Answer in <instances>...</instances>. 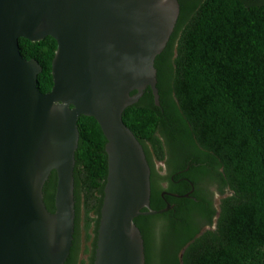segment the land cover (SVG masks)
Masks as SVG:
<instances>
[{
  "label": "water",
  "instance_id": "obj_1",
  "mask_svg": "<svg viewBox=\"0 0 264 264\" xmlns=\"http://www.w3.org/2000/svg\"><path fill=\"white\" fill-rule=\"evenodd\" d=\"M180 13V0H0V264H66L82 115L107 138L95 264H146L135 218L172 205L151 208V166L123 113L148 86L161 104L156 58ZM47 36L58 48L54 85L43 92V67L23 55L19 39ZM53 171L54 212L44 200Z\"/></svg>",
  "mask_w": 264,
  "mask_h": 264
},
{
  "label": "trees",
  "instance_id": "obj_2",
  "mask_svg": "<svg viewBox=\"0 0 264 264\" xmlns=\"http://www.w3.org/2000/svg\"><path fill=\"white\" fill-rule=\"evenodd\" d=\"M180 3L176 28L156 58L161 104L148 86L123 118L143 144L151 166L152 209L167 206L165 188L154 177L160 171L157 161L168 160L169 166L182 169L191 165L183 175L193 181L207 176L210 164L229 192L222 197L218 215L216 210L208 213L217 219L213 229L204 232L196 219L206 214L204 205L186 197L167 196L181 204L177 210L136 217L146 264H264V0ZM19 45L24 56L42 65L39 86L50 91L56 39L21 37ZM79 129L75 234L66 264H95L108 175L107 138L93 116L82 115ZM56 186L53 171L44 186L52 212ZM186 191L178 189L180 194ZM83 214L94 234L87 259L81 258Z\"/></svg>",
  "mask_w": 264,
  "mask_h": 264
},
{
  "label": "flooded vegetation",
  "instance_id": "obj_3",
  "mask_svg": "<svg viewBox=\"0 0 264 264\" xmlns=\"http://www.w3.org/2000/svg\"><path fill=\"white\" fill-rule=\"evenodd\" d=\"M182 157H184V155ZM159 163H160V167H158V164H156L157 167L160 169L159 174L154 175V177L155 179L157 178V181L165 188V190L162 193V196L164 200L167 201V205L168 204L172 205L171 209H175V210H177V207L181 205L178 201L168 200L167 196H172L174 198L186 197L203 204L206 210V214L205 215L197 214L198 217L196 216L197 221L202 222V226L206 227V229H201V232L207 231L209 229H213L214 227L213 225L215 224L216 221V215H218L220 211V202L222 200V197L225 195V193L227 195L229 190L228 188L220 186L217 192H210V191L208 192L205 186L207 181H213V179L209 177L211 175L215 176V178H218L217 181L219 185L220 182L223 183L222 179H220L219 181L220 173L218 171H215L213 169V166L209 164V168L212 169V171L209 172L211 174L208 173L207 176H204L202 180L193 181L189 179L187 176L183 175L184 172L190 170L191 165H189L185 169H182L181 167H175L174 165L169 166L168 160L159 161ZM172 181L174 182L173 184L171 183ZM189 185L190 188H187L189 187ZM175 188H177V190ZM178 189L187 190V191L180 194L178 193ZM184 208L185 207H183V209ZM215 210L217 214L213 217V219H211L208 213L209 214L213 213V211Z\"/></svg>",
  "mask_w": 264,
  "mask_h": 264
},
{
  "label": "rangeland",
  "instance_id": "obj_4",
  "mask_svg": "<svg viewBox=\"0 0 264 264\" xmlns=\"http://www.w3.org/2000/svg\"><path fill=\"white\" fill-rule=\"evenodd\" d=\"M158 167H160V163L159 161H157ZM206 189L208 190V192H217L220 185L218 183V181L216 179H214L213 181H207L206 182ZM217 219V216H216ZM87 221L85 218V215L83 214V220L81 223V235H80V241H81V258L82 259H87L88 253H87V249L90 248L91 245V236H93V231L92 228L88 229L86 227ZM202 229H206L205 226H202ZM204 231V230H202ZM160 242V241H158ZM181 256V253L180 255Z\"/></svg>",
  "mask_w": 264,
  "mask_h": 264
}]
</instances>
